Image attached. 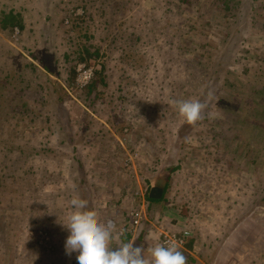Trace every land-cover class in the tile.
I'll return each instance as SVG.
<instances>
[{
    "label": "rangeland",
    "instance_id": "rangeland-1",
    "mask_svg": "<svg viewBox=\"0 0 264 264\" xmlns=\"http://www.w3.org/2000/svg\"><path fill=\"white\" fill-rule=\"evenodd\" d=\"M76 194L134 246L264 264V0H0V264H77Z\"/></svg>",
    "mask_w": 264,
    "mask_h": 264
},
{
    "label": "clouds",
    "instance_id": "clouds-1",
    "mask_svg": "<svg viewBox=\"0 0 264 264\" xmlns=\"http://www.w3.org/2000/svg\"><path fill=\"white\" fill-rule=\"evenodd\" d=\"M171 103L190 125L204 118L206 101L173 99ZM70 206L72 210L62 222L69 231L65 249L69 256L77 253V264H187V257L175 244L155 243L147 250L134 246L135 240L124 238L123 227L112 219L101 222L97 211L78 194L72 196Z\"/></svg>",
    "mask_w": 264,
    "mask_h": 264
},
{
    "label": "built area",
    "instance_id": "built-area-1",
    "mask_svg": "<svg viewBox=\"0 0 264 264\" xmlns=\"http://www.w3.org/2000/svg\"><path fill=\"white\" fill-rule=\"evenodd\" d=\"M89 75H90V73L88 74V73L85 72L83 74H80L78 76V78L82 77L84 79V81H87V79L89 78ZM128 217H129L128 218L129 219L128 226H130L131 228H135L138 225V223H139V221L141 219L140 213L138 211H136V210L131 211L130 212V216H128ZM125 231L128 232L127 229ZM187 233H188L187 231H184L180 235H176L174 233H172L170 235L165 234V239H164L163 243H165V244L166 243L167 244L168 243L175 244L177 247L180 248L185 242Z\"/></svg>",
    "mask_w": 264,
    "mask_h": 264
},
{
    "label": "trees",
    "instance_id": "trees-1",
    "mask_svg": "<svg viewBox=\"0 0 264 264\" xmlns=\"http://www.w3.org/2000/svg\"><path fill=\"white\" fill-rule=\"evenodd\" d=\"M226 8H229L228 6H226ZM19 18H18V16H16V15H13V14H7L6 16H4V18H3V21L5 22V23H9L11 26H14V25H16V24H18L19 26H20V23H17V21L16 20H18ZM19 22H20V20H19ZM3 27H5V25H3ZM15 27V26H14ZM101 76H99V78H100ZM99 78H97V79H94V82H90L89 84H87L86 86H85V92H86V95H91L92 93H93V91L95 90V88L97 87V81L99 80ZM101 80H102V78H100ZM88 99H91L90 97L88 98ZM81 161V160H80ZM81 162H79V160L77 161V164L75 165V166H77V168H79L80 166H81V164H80ZM64 188L65 189H67V188H70V189H72V190H74V188L73 187H71V185H65L64 186ZM80 192V190H78V192L77 193H79ZM147 199H149V200H156V198H152V197H150L149 198V196H147ZM125 225L126 224H124V226L123 227H125ZM125 229V228H124ZM125 236H128V232H126L125 231Z\"/></svg>",
    "mask_w": 264,
    "mask_h": 264
},
{
    "label": "water",
    "instance_id": "water-1",
    "mask_svg": "<svg viewBox=\"0 0 264 264\" xmlns=\"http://www.w3.org/2000/svg\"><path fill=\"white\" fill-rule=\"evenodd\" d=\"M163 192L162 187L151 185L149 196L153 198H160Z\"/></svg>",
    "mask_w": 264,
    "mask_h": 264
},
{
    "label": "crops",
    "instance_id": "crops-1",
    "mask_svg": "<svg viewBox=\"0 0 264 264\" xmlns=\"http://www.w3.org/2000/svg\"><path fill=\"white\" fill-rule=\"evenodd\" d=\"M68 231V230H67Z\"/></svg>",
    "mask_w": 264,
    "mask_h": 264
}]
</instances>
